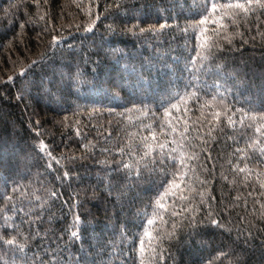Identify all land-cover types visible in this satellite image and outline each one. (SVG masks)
Segmentation results:
<instances>
[{
  "label": "trees",
  "instance_id": "trees-1",
  "mask_svg": "<svg viewBox=\"0 0 264 264\" xmlns=\"http://www.w3.org/2000/svg\"><path fill=\"white\" fill-rule=\"evenodd\" d=\"M98 2L100 13L109 5L123 6L119 10L109 7L111 15L107 19L101 17L98 27L93 26V31L86 32L90 0H47V3L45 0H0V79L12 74L14 67L18 73L22 62L37 59L41 51L48 49L45 61L30 70L31 87L29 99L25 101L28 108L11 98L16 94V88L11 85L10 98H0V241L15 236L18 231L16 243L24 245L23 251L15 246L0 247V264H25V257L27 264H36L41 257L43 264H48L53 252L63 264H75L77 260L80 264H140L131 240L144 227L146 219L152 217L161 176L149 177L145 173L143 180L133 183L134 166L132 177L125 182L113 171L112 156L103 150L108 148L114 152L117 145L127 148L138 144L149 127L161 142L171 140L164 109L179 102L181 96L187 101L188 111L185 113L182 103L179 111L170 109L174 117H179L177 132L173 135L179 139L180 132L189 127L188 136L195 139H191L193 147L188 149V154H198L189 172L188 183L193 192L185 190L184 195L197 208L194 214L206 221L199 195L204 191L206 200L211 198L214 218L226 227L221 230L210 224L198 225L199 239L206 241L200 247L194 242L186 243L191 229L187 221L177 217L181 228L171 238L166 237L162 245L168 264H229L233 257L244 264H264V218L261 217L264 209L249 195L255 188L259 196L257 173L264 172V163H261L264 157L259 155L264 144L249 147L248 137L257 124L245 132L239 123L240 113L235 111L250 107L245 102L257 107L264 105V15H261L264 10L254 9L248 20L241 17L235 25L226 21L229 39H220V47L213 49V56L209 57L213 64H209L208 60L192 61L197 55L195 33L199 32L192 25L200 20L197 5L211 0ZM91 12L94 18L95 2ZM140 20L144 22L142 27L157 25V32L161 34L144 35L138 29L137 35L121 31ZM165 22L167 27L160 30L159 23ZM109 26L116 28V32L109 31ZM205 27L211 30L216 25L209 22ZM45 28L47 35L42 32ZM37 33L42 34V39H37ZM53 34L59 38L55 45L51 44ZM214 64H219L224 73L235 79H216L202 71ZM188 68L192 70L191 75ZM41 80L48 81L53 94L41 91ZM201 81L212 86L209 95L201 92L199 101L189 100L187 93L196 88H185V85L191 82L200 87ZM221 100L230 109L229 115L235 113L236 127L223 118L222 124L215 122L217 126L209 135L208 123L201 117L199 105ZM204 111L207 113L208 109ZM37 119L44 121L41 128L46 131L41 139L53 146L54 155L85 154L86 159H78L73 169L80 180H66L62 187L55 177L64 169L57 172L58 166L53 165L51 171L46 170V158L30 156L23 164L19 163L16 153L21 149L27 151L33 142L27 130L29 121L34 124ZM161 123L165 124L163 131ZM244 124H248L247 119ZM238 148L244 149V155L251 159H244L236 152ZM105 160L109 163H98ZM236 164L239 167L247 164L252 169L251 175L234 170ZM14 187L19 188L16 200L6 204L4 196L10 195ZM50 190L61 193V198H50ZM74 200L80 206L72 209V213L78 212L81 222L70 231H78L83 243L70 239L73 215L69 207ZM175 201V209L179 210V194ZM164 202L167 209H172L171 196ZM21 207L30 209L32 215L25 217ZM164 217L166 224L156 218L149 230L172 232L173 218L168 211ZM12 226H16V231ZM221 250L231 251L232 256L214 260L216 252ZM144 264H153L148 253L144 254Z\"/></svg>",
  "mask_w": 264,
  "mask_h": 264
},
{
  "label": "snow or ice",
  "instance_id": "snow-or-ice-1",
  "mask_svg": "<svg viewBox=\"0 0 264 264\" xmlns=\"http://www.w3.org/2000/svg\"><path fill=\"white\" fill-rule=\"evenodd\" d=\"M95 2V6L97 8V13L93 18L91 8L92 3ZM47 3V0H45ZM123 5H109L105 8L103 13L99 12L100 4L98 0H90L89 4V24L84 30L86 32L93 31V26L98 27V21L103 17L107 19L111 13L108 11L109 7H115L119 10ZM198 11L200 12V20L192 25L194 29H199V32L195 33L197 40V55L192 57V61H205L208 60L209 64H213L212 60H209V57L213 56V49H218L220 47V39H229L227 36L228 24L226 21L230 20L233 25H235L241 17L245 20H248L250 14H254V9L264 10V0H226V2H219V0H211L210 3L206 2L203 5H197ZM192 11V8H189ZM131 11V10H129ZM261 15H264V11H261ZM132 19H135L133 17ZM259 21V16L257 17ZM209 22L213 25H216L215 28L209 30L205 26L209 24ZM143 21H138L134 23L131 27L125 26L121 29L125 34L131 33L132 35H137L136 30L138 29L140 34L147 35L148 33H154L156 35L161 34L157 32V25L150 24L148 27H142ZM23 27V25H22ZM79 25H77V29H79ZM160 30H163L167 27L165 23H159L158 25ZM178 27V26H177ZM55 26L53 25V31L55 32ZM109 31L113 33L116 32V28L109 26ZM187 31V29H185ZM260 29L257 27V32L259 33ZM44 35L48 34V29L45 28L42 30ZM210 32V34H209ZM37 39H42V34L37 33ZM58 36L53 34L51 36V44L55 45L58 42ZM231 41L229 40V43ZM48 49L45 48L38 54L37 59H32L27 62H22L19 68V72L17 73L15 67L12 70V74L7 75L6 79H0V98L9 99L10 98V90L11 87L16 88V94L14 98L16 101L20 103H24L25 108H28V104L25 103L27 99H29V89L31 87L30 80V70L39 65L42 61H45L47 56ZM191 68H188L189 75H191ZM205 74L209 77H216V79H235L230 74L224 73L223 68L219 64H214L211 68L202 69ZM71 73L69 72V76ZM22 78V79H21ZM61 78L64 79V74H61ZM238 83H242L237 81ZM39 87L43 93L53 94L49 87V83L47 80H41L39 83ZM193 87L196 88L194 92H188L187 96L189 100L195 99L197 101L200 100L199 93L203 92L204 95H209V88L212 87L207 85L206 82L201 81L200 87H197L195 84L191 82L185 85V88ZM218 87V85H216ZM212 100H216V96H212ZM184 104L185 113L188 111L187 101L183 96L180 97L179 102L171 104L170 108L164 109V120L167 121L168 126L171 128V132L168 135H171L173 138L171 140L165 139L163 142L159 139V137L155 134L153 128H146V135L140 137V141L138 144H130L127 148L121 147L119 145L115 146V151L113 152L111 149L105 148L103 151L108 152L109 155L112 156V169L117 173L118 178L123 179L125 182L132 177L133 167L135 166V177L133 178V183L137 181H141L145 178V173L148 174L149 177H153L155 175H160L161 180L157 185L158 196L154 201V207L152 209V217L146 219V224L139 231L136 236L132 237L131 244L133 246V251L139 260L140 264H144V254L148 253L149 257L153 261V264H168V257L164 255V248L162 247L164 239L171 238L177 229L181 228L180 223L177 222L176 218L180 217L183 220L187 221V227L191 229L188 233L190 239L186 241V243H195L203 247L206 241L199 239L200 237V227L198 225L205 224L211 225L216 229L223 230L226 225L221 222V220L214 218L215 213L212 210V202L211 198L206 200V193L204 191H200L199 195L200 199V207L204 209L206 221L199 219L197 215L194 213L197 212V208L194 207L189 202V196L184 195L185 190L188 193H192L193 189L191 185L188 183L190 180L189 172L193 169L194 160L198 159V154L192 152L190 155L188 154V149L192 148L193 145L191 143V139L188 134L191 129L185 126L184 131L180 132L179 139H176L173 135L177 132V125L179 124V117H174L170 109H176L179 111V104ZM250 105L247 109H236L235 111L240 113V125L244 128L245 132L248 129L252 128L253 124L256 123L255 131L252 136L255 139H252V136H249L248 139L250 141L249 147H256L259 144H264V105H260L257 107L255 104L247 103ZM79 107V106H78ZM201 110V117L208 123L209 135H211L212 130L217 126L215 122L223 123V118L227 119L229 125L233 128L236 127L237 121L235 120V113L229 115L230 109L227 108L223 101L221 100L219 103H207L202 102L199 105ZM205 109H208L207 113H205ZM33 115H37L38 113H33ZM183 115V113H182ZM67 119V117L65 118ZM176 120V123H173V120ZM245 119L248 120V124L245 125ZM199 122V121H198ZM44 121L37 119L33 124L31 120L29 121L28 132L32 138V144L27 149V151L21 149L20 152L16 153V158L19 163L23 164V162L29 158L30 156L35 158H46L48 163L46 164V170L51 171L53 165L58 166L56 171L59 172L60 169H64L62 174L57 175L55 177L56 181H58L63 187L64 181L76 179L80 180L81 177L78 173H74L73 169L77 167V160L86 159L84 153H81L79 157L76 155H66L65 153H60L59 156L54 155V148L52 145H49L45 142L41 137L44 135V131L42 130L41 125ZM165 127L164 123H161L160 129L163 131ZM77 135H80L79 131H77ZM197 135H199V130H197ZM82 148H86V145H81ZM237 153H240L244 156V159L250 160L251 157L244 155V149H236ZM142 153V154H141ZM260 157H264V147L260 148ZM119 156L120 159L117 160L116 157ZM209 158H211V154L209 153ZM126 160L128 162H126ZM98 163L108 164L109 161H99ZM261 163H264V160H261ZM233 169H238L239 172L244 173L247 172L251 175L252 169L245 164L244 167H239V164L233 165ZM123 172V176L120 173ZM261 176H264V172L257 173V182L259 184V196L255 194L256 190L253 189L252 192H249V195L253 197V200L257 203L261 204V208L264 209V179H261ZM111 179V178H109ZM166 182V183H165ZM111 187V184H109ZM160 188H163V191H159ZM19 191L18 187H14L12 193L10 195H5L4 200L7 204L8 201L16 200V193ZM95 194V193H93ZM179 194V210L175 209V198ZM24 195V194H22ZM50 198L53 200L60 199L61 193L56 190H50L49 192ZM86 195V193H85ZM171 196L174 199V204L172 209H167L165 204V199ZM187 205V206H185ZM80 205L74 200L70 207L69 212L72 213V209L78 208ZM8 209L5 208V211ZM13 210H15V205L13 206ZM21 212L24 213L25 217H30L32 215V211L25 210L23 207L20 209ZM168 211L172 219V232H164L157 229L155 233L149 230V226L154 225L156 218H159L161 224H166L164 213ZM73 219L71 224L69 225V231L72 227L80 225L81 215L76 212L72 213ZM261 217L264 218V212L261 213ZM31 220H29V224H31ZM23 223V220L21 221ZM13 231H16V226H12ZM38 236V234H37ZM19 238V232H16L15 236H12L9 239H4L0 241V247L3 245H7L9 247L15 246L17 250L23 251L24 245L17 244V240ZM39 238V237H38ZM147 238V240L145 239ZM62 239V237L60 238ZM70 239L78 240L83 243L82 236L78 231H70ZM123 240V237H121ZM147 244V246H146ZM50 246V245H49ZM44 255H48L47 252ZM225 255L232 256V252L224 253L223 250L217 251L215 257L213 258L216 261H220L224 258ZM25 264H27V258L25 257ZM35 259V257H33ZM36 264H43V257L39 260H36ZM48 264H63L62 260L57 259V253H51V259L48 261ZM75 264H80V260H77ZM203 264V262H202ZM229 264H244L238 257H233Z\"/></svg>",
  "mask_w": 264,
  "mask_h": 264
}]
</instances>
